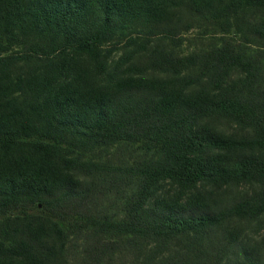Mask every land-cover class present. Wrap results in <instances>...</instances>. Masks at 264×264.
Returning a JSON list of instances; mask_svg holds the SVG:
<instances>
[{
  "label": "trees",
  "instance_id": "1",
  "mask_svg": "<svg viewBox=\"0 0 264 264\" xmlns=\"http://www.w3.org/2000/svg\"><path fill=\"white\" fill-rule=\"evenodd\" d=\"M263 220L264 0H0V264H264Z\"/></svg>",
  "mask_w": 264,
  "mask_h": 264
},
{
  "label": "rangeland",
  "instance_id": "2",
  "mask_svg": "<svg viewBox=\"0 0 264 264\" xmlns=\"http://www.w3.org/2000/svg\"><path fill=\"white\" fill-rule=\"evenodd\" d=\"M222 29L219 27H214L213 25L207 24L205 21H194V24L187 30L182 32V43L178 46L182 53H187L190 51H202L205 49H209L214 44H220L221 42H225V39L230 38L233 42L240 41L239 33L235 30L231 29L228 32L221 34ZM165 42H170V40H165ZM172 42V41H171ZM121 52H123L122 48L115 50V56H118ZM229 124L225 123V127L228 129ZM140 142L135 143H127L122 142L120 147L113 148L114 156L112 157V162L115 164L122 163L120 160L129 161L131 164H135V162L141 159L144 156L145 149L139 146ZM150 154V150L146 153ZM166 188H171L170 184H166ZM174 190L173 188H171ZM129 191V189H128ZM110 195L114 196V193H110ZM111 198H105L103 200V204H115V202H111ZM264 222V220H263ZM248 239L260 240L261 236L264 235V223L259 225H253L250 229H248ZM74 244H80V240L77 242L72 241ZM75 256H69V261L74 260ZM80 259L79 257L76 259Z\"/></svg>",
  "mask_w": 264,
  "mask_h": 264
}]
</instances>
